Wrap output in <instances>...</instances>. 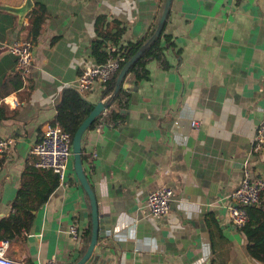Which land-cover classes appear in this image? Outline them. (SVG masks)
I'll use <instances>...</instances> for the list:
<instances>
[{
	"label": "crops",
	"instance_id": "obj_1",
	"mask_svg": "<svg viewBox=\"0 0 264 264\" xmlns=\"http://www.w3.org/2000/svg\"><path fill=\"white\" fill-rule=\"evenodd\" d=\"M23 2L0 0V138L13 140L0 158V221L11 213L25 168L35 166L32 148L50 126L61 91L96 65V20L119 21L125 31L116 44L124 47L149 35L164 4L32 0V9L44 7L46 20L32 72L17 86L9 47L26 39L29 13L20 22L4 7ZM166 21L175 44L167 53L170 68L150 62L147 80L125 77L128 98L118 117H110L111 108L82 137L83 170L99 216L97 245L86 264H264L249 255L245 234L227 213L245 169L264 180V152L251 147L264 119V0H172ZM101 91L95 83L83 97L95 105ZM162 187L173 198L168 214L154 218L145 199ZM254 208L264 212V192ZM89 224L92 232L90 200L72 158L64 181L7 256L25 264L52 258L74 264L83 241L69 229L76 227L80 237Z\"/></svg>",
	"mask_w": 264,
	"mask_h": 264
},
{
	"label": "trees",
	"instance_id": "obj_2",
	"mask_svg": "<svg viewBox=\"0 0 264 264\" xmlns=\"http://www.w3.org/2000/svg\"><path fill=\"white\" fill-rule=\"evenodd\" d=\"M28 24L26 27L28 40L35 44L40 36L45 20V9L41 5L35 7L27 15ZM165 22L163 29L158 38L145 50L136 63L130 68L127 76L135 78V82L148 79L147 64L156 62L163 70L170 68L167 60L169 50L174 51L173 38L165 33ZM157 24L153 25L151 32L144 39L128 43L124 47L117 48V40L124 34V28L119 21L107 23L105 18H98L95 22V39L91 45V55L96 61V65L103 64L109 58L122 60V67L137 50L151 37L156 29ZM116 31L111 33V29ZM113 36L116 39H113ZM111 41L112 45L108 46L107 42ZM177 54V52H176ZM118 72L111 80L102 85L101 99L107 98L113 91L115 80ZM20 78L18 85H22ZM128 98L127 91L120 87L117 94L109 100L108 108L113 112L110 117H118ZM93 109V104L87 101L83 94L74 87L65 88L61 91L59 101L55 108V116L50 123L52 127H59L67 132L72 141V137L77 131L80 124L85 120ZM100 117H98L89 129L94 128ZM82 161L85 159L81 153ZM59 176L52 170L42 169L35 166L25 168L21 183L15 199L11 204V213L7 218L0 221V240H6L11 243L22 231L28 232L33 224L35 213L46 203L48 197L59 186ZM248 222L239 230L247 238V251L251 257L258 261L264 262V212L254 208L246 207ZM254 220H259L254 222ZM91 225L78 238L83 241L80 256L85 253L91 240Z\"/></svg>",
	"mask_w": 264,
	"mask_h": 264
},
{
	"label": "built area",
	"instance_id": "obj_3",
	"mask_svg": "<svg viewBox=\"0 0 264 264\" xmlns=\"http://www.w3.org/2000/svg\"><path fill=\"white\" fill-rule=\"evenodd\" d=\"M34 50L35 45L28 40H17L9 47V52L15 57L16 72L23 81H26L32 72ZM121 61L109 58L103 64L84 67L74 88L83 94L90 90L95 83L103 85L120 70ZM14 104L16 105V101ZM111 112V108H107L102 115H108ZM190 126L196 127L198 122L191 121ZM12 144V139L0 138V158ZM71 144V137L67 132L57 126L47 127L41 139L32 148V153L36 157L35 167L52 170L59 176L60 182L64 181L72 159ZM251 147L253 153L264 152V119L256 126ZM263 192L264 180L253 178L250 171L245 169L240 184L229 195L231 204L227 206V213L229 221L234 227L239 229L248 222L246 207L261 205ZM172 198L173 191L168 187H162L150 192L144 205L151 217L158 218L168 214ZM69 234L73 239L79 238L78 231L74 226L70 227ZM9 245L8 241L0 240V264H25L7 256ZM38 264L62 263L52 258Z\"/></svg>",
	"mask_w": 264,
	"mask_h": 264
},
{
	"label": "water",
	"instance_id": "obj_4",
	"mask_svg": "<svg viewBox=\"0 0 264 264\" xmlns=\"http://www.w3.org/2000/svg\"><path fill=\"white\" fill-rule=\"evenodd\" d=\"M171 2L172 0H164L162 11L154 33L137 50V52L120 68L115 80V86L112 93L107 98L93 105L92 111L80 124L77 131L72 137L71 149H72V158H73V169L75 171L78 181L80 182L81 186L83 187V189L85 190V192L89 197L90 206H91V217H92V233H91L90 243L83 256L74 264H86L89 261V259H91V257L94 254V249L97 245V238L99 236V216L97 210V203H96L95 195L85 176L82 165V159H81L82 137L85 134V132L90 128V126L94 123V121L103 113L104 110L108 108L109 100L112 99L117 94L120 87L123 86L124 79L130 68L136 63V61L141 57V55L145 52V50H147L160 35L163 26L166 22V19L168 17V14L170 12ZM32 7H33L32 0H24L22 5H20L19 7H4V8L10 13L17 15L20 22H22L24 17L32 10Z\"/></svg>",
	"mask_w": 264,
	"mask_h": 264
}]
</instances>
